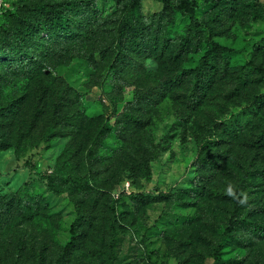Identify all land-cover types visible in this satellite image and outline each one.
I'll use <instances>...</instances> for the list:
<instances>
[{"label":"rangeland","instance_id":"374dc122","mask_svg":"<svg viewBox=\"0 0 264 264\" xmlns=\"http://www.w3.org/2000/svg\"><path fill=\"white\" fill-rule=\"evenodd\" d=\"M131 1H0V28L10 31L0 39V138L9 147L0 150V264H108L121 193L117 264H215L216 256L264 264V75L247 66L264 69V0H170L193 9L174 18L162 0H142L127 28ZM35 4H55L63 19L30 37L15 23L41 24L21 8ZM210 29L236 53L195 91ZM45 83L61 96L76 92L69 109L85 121L73 116L53 134L39 124L25 137ZM57 163L80 178L51 184ZM243 174L242 221L225 234Z\"/></svg>","mask_w":264,"mask_h":264},{"label":"trees","instance_id":"16d2710c","mask_svg":"<svg viewBox=\"0 0 264 264\" xmlns=\"http://www.w3.org/2000/svg\"><path fill=\"white\" fill-rule=\"evenodd\" d=\"M142 0H132L129 4V9L127 13V17L125 18L124 25L127 26V28L131 25L133 20L140 14V4ZM164 2V10L167 12L168 17L174 18L176 15V12L178 11H188L193 14V9L189 7V4L186 1H183L182 3H179L178 5H173L170 0H162ZM21 8L25 10H29L34 16L39 17V21L42 22L39 25H35V23L31 21H27L26 19H21V17H17V21L15 23V27L18 30H21L22 33L25 35H30L32 37L33 35L40 34L43 30L48 29L49 27H56L59 26L63 19V11L61 8H58L55 4H35L32 6H21ZM36 14V15H35ZM14 15V14H13ZM193 16V15H192ZM16 17V15H14ZM199 26H206V24L203 23H197L195 27L199 28ZM62 29H66V27H62ZM10 31L7 29H4L3 27L0 28V39L6 40L7 36ZM214 32L209 30V34L207 35V38L204 40V42L207 43L208 49L206 53L201 57L199 60L198 66L194 69L193 72L196 73V85L194 86V90H201L205 87L210 85L211 83L208 80L207 71L210 67L214 68V71H216L218 65L217 63L219 61H230V59L235 55L236 51L233 48H230L228 46H225L223 44H220L219 42L215 41L213 39ZM188 35H190V32H188ZM188 37H186V42L188 41ZM215 63V67H214ZM22 65H25V61L22 62ZM229 66V64H228ZM247 66H251L258 72L262 73L264 75V69L257 66L256 61H250ZM246 68V67H244ZM188 72V71H187ZM217 72V71H216ZM214 76V75H213ZM209 76V77H213ZM35 78H41V75H35ZM69 89V88H68ZM52 89V86L50 83H45V87L42 88L40 91L36 90L37 99L34 101L32 105V110L28 114V116L25 119V122L27 124V133H24V136L31 135V132L36 130L39 126V124H48L50 126L51 134H53L54 131L59 132V127H65L69 124H72L70 118L73 116L80 117L82 121H85V118L81 113L79 112L78 108L75 110L69 109L70 108V102H72V105L77 103L75 101L77 99V93L73 92V90L70 88L69 93L66 96H61L57 94V90ZM35 94V90H34ZM30 96V95H29ZM51 98L49 101L48 99ZM75 108V107H74ZM67 110V113H66ZM70 110H75L74 114L70 116ZM112 130L111 125L108 123L106 124L103 129L99 132L97 135L96 142L93 144V149H91L87 155H94L96 149L100 146V144L104 141V135ZM57 134V133H56ZM79 134V133H77ZM8 145L3 141V139L0 138V150L8 149ZM49 181L52 184V181L54 178L60 179L62 182L67 183L71 181H77L80 178V175L78 174L77 170L73 166H65L64 164H58L55 166V168L52 170L51 175H48ZM246 175L243 174L241 182L238 184L237 190L235 191V197L233 199L234 205L232 209V214L229 217V221L226 226L225 234H229L232 232V230L235 228L237 224H239L242 221V215L243 210L246 207V199L241 193V188L244 185ZM126 196L125 193H121L119 197L112 202L111 209L113 212V218L110 221L109 226V232H110V258L108 260V264H117L115 263L114 259L116 256V247L118 245V217H117V211H116V205L124 200V197ZM76 223L72 225L71 232H72V239L70 243L67 246V249L70 248L76 241ZM257 230H259V227H256ZM216 261L215 264L220 261L219 257H215Z\"/></svg>","mask_w":264,"mask_h":264},{"label":"built area","instance_id":"2783aa9c","mask_svg":"<svg viewBox=\"0 0 264 264\" xmlns=\"http://www.w3.org/2000/svg\"><path fill=\"white\" fill-rule=\"evenodd\" d=\"M127 190H129V185H127Z\"/></svg>","mask_w":264,"mask_h":264},{"label":"clouds","instance_id":"9594fccd","mask_svg":"<svg viewBox=\"0 0 264 264\" xmlns=\"http://www.w3.org/2000/svg\"><path fill=\"white\" fill-rule=\"evenodd\" d=\"M231 192V190H229Z\"/></svg>","mask_w":264,"mask_h":264},{"label":"water","instance_id":"95a60500","mask_svg":"<svg viewBox=\"0 0 264 264\" xmlns=\"http://www.w3.org/2000/svg\"><path fill=\"white\" fill-rule=\"evenodd\" d=\"M1 1V0H0Z\"/></svg>","mask_w":264,"mask_h":264}]
</instances>
